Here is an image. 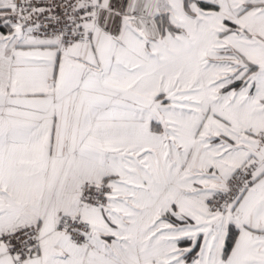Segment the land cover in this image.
<instances>
[{
  "label": "snow or ice",
  "instance_id": "6c2138e0",
  "mask_svg": "<svg viewBox=\"0 0 264 264\" xmlns=\"http://www.w3.org/2000/svg\"><path fill=\"white\" fill-rule=\"evenodd\" d=\"M0 264H264V0H0Z\"/></svg>",
  "mask_w": 264,
  "mask_h": 264
}]
</instances>
